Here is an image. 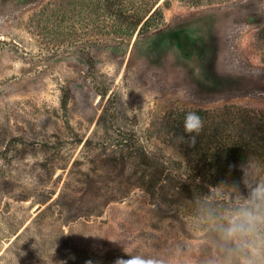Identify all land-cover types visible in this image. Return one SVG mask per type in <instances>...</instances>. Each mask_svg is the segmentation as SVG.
Returning <instances> with one entry per match:
<instances>
[{
    "label": "rangeland",
    "instance_id": "1",
    "mask_svg": "<svg viewBox=\"0 0 264 264\" xmlns=\"http://www.w3.org/2000/svg\"><path fill=\"white\" fill-rule=\"evenodd\" d=\"M249 162L264 179V0H0V264H205Z\"/></svg>",
    "mask_w": 264,
    "mask_h": 264
},
{
    "label": "clouds",
    "instance_id": "2",
    "mask_svg": "<svg viewBox=\"0 0 264 264\" xmlns=\"http://www.w3.org/2000/svg\"><path fill=\"white\" fill-rule=\"evenodd\" d=\"M204 122L196 112H188L183 119L187 142L194 145L196 137L203 129ZM181 140L185 137L181 136ZM255 166L249 162L230 164L229 170L239 168L241 183L245 191L223 210L211 223L212 246L215 254L210 255L205 264H264V179L252 182L247 179L249 169ZM239 191V185H235ZM118 259L115 264H121ZM125 264H164L157 258L142 255L130 256Z\"/></svg>",
    "mask_w": 264,
    "mask_h": 264
},
{
    "label": "trees",
    "instance_id": "3",
    "mask_svg": "<svg viewBox=\"0 0 264 264\" xmlns=\"http://www.w3.org/2000/svg\"><path fill=\"white\" fill-rule=\"evenodd\" d=\"M130 2H133L134 4H145V5H156L160 2V0H130ZM225 8L218 7L213 9L212 11L217 12L218 14L223 12ZM215 18V16H214ZM206 20L207 23H211V18L209 16H206V18H203ZM206 24H204L205 26ZM207 26V25H206ZM209 78L211 82L214 84V87L218 91H225L228 93L233 92H252L254 89L249 88L247 86V82L249 80V77L239 74H220L217 72L213 67H210V70L208 71Z\"/></svg>",
    "mask_w": 264,
    "mask_h": 264
}]
</instances>
